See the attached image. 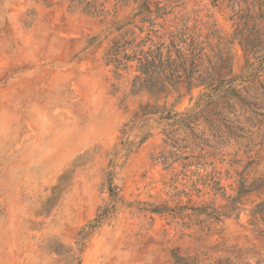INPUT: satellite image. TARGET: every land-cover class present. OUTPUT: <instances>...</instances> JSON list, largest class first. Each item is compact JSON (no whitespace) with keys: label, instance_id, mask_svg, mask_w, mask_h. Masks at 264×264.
I'll use <instances>...</instances> for the list:
<instances>
[{"label":"rangeland","instance_id":"obj_1","mask_svg":"<svg viewBox=\"0 0 264 264\" xmlns=\"http://www.w3.org/2000/svg\"><path fill=\"white\" fill-rule=\"evenodd\" d=\"M158 4L0 0V264H264V0Z\"/></svg>","mask_w":264,"mask_h":264},{"label":"trees","instance_id":"obj_2","mask_svg":"<svg viewBox=\"0 0 264 264\" xmlns=\"http://www.w3.org/2000/svg\"><path fill=\"white\" fill-rule=\"evenodd\" d=\"M70 1L72 3H74L76 0H70ZM78 1H80V0H78ZM152 1H154V0H135V2L138 3V13L135 14V16L143 17L142 21H141L142 23L149 22L150 24L155 25L154 20H151L149 18V16H147V15L155 14L157 19H158V18L162 17L164 14L160 13L161 11H163V7H161L160 4L156 5L155 11L150 10V6H151ZM89 14H91L92 16H98L100 14V10L98 9V7L95 4H92L90 6V9H89ZM123 27L124 26H120V27L116 28V30L118 32H120L123 29ZM151 31H153V30H151ZM148 54H150V53H148ZM153 58H154V61H152L151 63H146V61L144 63V61L142 62V60H140V63L142 65L141 69H146V66H148L149 64H150V66L154 67L153 62H155L157 58L155 56H153ZM262 63H264V61H262ZM262 63H260V65H261L260 67L258 66L259 68H256L254 64L247 62L246 71L248 73H250L249 77H247V78L257 79V76H259L258 73L260 71L264 70V66ZM143 75H144V78H141V77L136 78L134 87H136L138 85L137 87H138L139 91H141L142 89H147L152 94H158V95H160V94H166L167 95L168 90L166 88V84L177 85L180 83V81L182 79L181 76H177L176 74H173L170 77L166 76L164 78H162V76H160V78H159L158 76L155 77L154 72H148L145 70L143 71ZM193 79L194 78H189L187 83L192 84ZM155 80L157 82L153 83V81H155ZM233 82H234V79L227 80V79H220L219 78L217 81H215L211 76L203 78L200 81V83L207 85V90H209V92L201 95L200 101L197 103L196 107L198 108L200 106H207L209 104H212L213 101L215 100V97L219 94L220 90H221V92L222 91L225 92V94L226 93L229 94L231 92L237 93V91L235 89L236 86H234ZM158 85H160L161 87L157 88L155 90V88ZM225 85H227V86L225 89H223V87ZM238 92H240V90ZM239 96H240L239 99L244 100L241 97V95H239ZM202 101L203 102L205 101L204 104H202ZM113 191H114V188H111L112 193H113ZM115 196H116V194L113 193V197H115ZM237 202H239V198L232 199L229 206L227 207V212L223 213L221 215L228 216V215H230V213L235 211L234 207H235V204ZM108 212H109V209H105L104 212L97 217V219L95 220V223L90 226V229L93 230V229L99 227L101 225V223L103 222V220L107 217ZM87 235H89V234L84 235V232L81 233L82 238L86 237Z\"/></svg>","mask_w":264,"mask_h":264}]
</instances>
